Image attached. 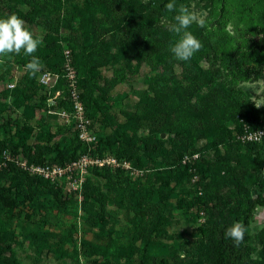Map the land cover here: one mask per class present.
<instances>
[{
    "label": "rangeland",
    "instance_id": "374dc122",
    "mask_svg": "<svg viewBox=\"0 0 264 264\" xmlns=\"http://www.w3.org/2000/svg\"><path fill=\"white\" fill-rule=\"evenodd\" d=\"M169 2L0 0L43 64L30 78L23 52L0 63V264H214L215 227L264 196V0H175L204 15L188 30L207 61L137 42V21L174 33ZM213 76L242 114L210 100ZM39 147L70 167L46 186L14 169ZM248 234L259 260L264 207Z\"/></svg>",
    "mask_w": 264,
    "mask_h": 264
},
{
    "label": "trees",
    "instance_id": "16d2710c",
    "mask_svg": "<svg viewBox=\"0 0 264 264\" xmlns=\"http://www.w3.org/2000/svg\"><path fill=\"white\" fill-rule=\"evenodd\" d=\"M181 1H185V0H181ZM133 27L136 32L137 42H139L144 48L152 52H156V51L169 52L170 45L175 43V41L179 39L176 33L163 34L162 32L153 29L154 27L150 25H144L140 21H137ZM195 36L201 41L202 48L200 49V51L194 54L192 58L195 60H203V61L209 60V53L207 49L209 46L208 41L205 40L203 34L201 33ZM209 73H211L212 76L213 74L212 71L209 70ZM212 78L214 81L216 80L214 76L211 77V80ZM210 100L212 102H221V103L233 102V104H235L240 114H242L245 109L244 103L241 102L243 100L241 99L240 101L239 98H235L233 95H230L227 88L221 85L218 81H215L214 87L210 93ZM3 149H4L3 145L0 144V162L4 161L2 155ZM12 150L15 151L16 148H12ZM46 152H48V149L39 147L32 152L25 151L24 155L28 158L29 161L35 163H41V164L61 163V160H59L57 157H48V158L43 157L42 154ZM5 162L11 164L9 161L5 160ZM14 169L18 170L23 175L29 174L26 171L19 168L18 166L14 167ZM34 177H37L40 180L36 181ZM32 181L46 186V181L48 180L34 175ZM49 189L52 190L51 187H49ZM53 195L59 202H62V200L58 196L57 190L53 191ZM258 206L264 207V196L256 195L254 197L247 199L244 209V216L241 219V223L245 225L247 231L245 232L243 242L238 247H234L233 241L231 239L225 238L224 235L225 230L229 226H231L233 222L223 221L221 224L215 227L213 232V240L215 244L214 264H264V245L261 248L259 260H255L250 257L249 251L246 246V242L249 240L248 226L254 214L255 208ZM95 264H104V263L96 262ZM148 264H165V260L157 259V257L153 256L149 259Z\"/></svg>",
    "mask_w": 264,
    "mask_h": 264
},
{
    "label": "clouds",
    "instance_id": "9594fccd",
    "mask_svg": "<svg viewBox=\"0 0 264 264\" xmlns=\"http://www.w3.org/2000/svg\"><path fill=\"white\" fill-rule=\"evenodd\" d=\"M165 8L169 12H177L173 17L175 23L171 25L170 30L176 33L179 39L170 45V52L177 60L189 61L202 48V44L188 29L193 23L201 28L207 27L205 17L190 11L184 5H180L177 9L175 0L167 3ZM41 44L42 39L34 38L33 33L25 27V21L16 14L0 17V63H3V58L10 54L19 55L23 52L25 56L30 57V60L24 65V69L30 78H34L43 69L41 60L34 55ZM256 106L260 107L261 105ZM252 135L257 141L264 139V132H253ZM246 231L245 225L236 221L225 230L224 235L225 238L233 241L234 247H238L243 242Z\"/></svg>",
    "mask_w": 264,
    "mask_h": 264
},
{
    "label": "built area",
    "instance_id": "2783aa9c",
    "mask_svg": "<svg viewBox=\"0 0 264 264\" xmlns=\"http://www.w3.org/2000/svg\"><path fill=\"white\" fill-rule=\"evenodd\" d=\"M3 158H4V161L12 160V158L9 157L6 153H3ZM110 160H113V158ZM13 162L19 168L26 171L27 173L41 177L48 181H55L59 179V177H61V175L64 174L70 168L67 165L63 166L60 164H41V163H35V162L25 161V160H20V159L19 160L16 159ZM70 164H71L70 166H74L76 163L73 162Z\"/></svg>",
    "mask_w": 264,
    "mask_h": 264
}]
</instances>
